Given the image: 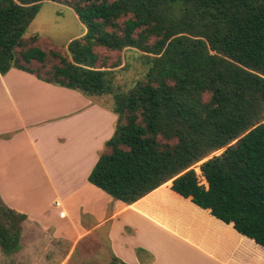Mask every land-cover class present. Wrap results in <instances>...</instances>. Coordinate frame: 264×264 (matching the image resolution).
<instances>
[{
  "label": "trees",
  "instance_id": "trees-1",
  "mask_svg": "<svg viewBox=\"0 0 264 264\" xmlns=\"http://www.w3.org/2000/svg\"><path fill=\"white\" fill-rule=\"evenodd\" d=\"M44 2H62L86 29L65 54L24 36ZM98 48L140 52L144 76L120 90ZM11 69L112 98L91 185L131 205L169 183L264 247V0H0V75ZM25 220L0 201L3 255L20 252Z\"/></svg>",
  "mask_w": 264,
  "mask_h": 264
},
{
  "label": "crops",
  "instance_id": "crops-1",
  "mask_svg": "<svg viewBox=\"0 0 264 264\" xmlns=\"http://www.w3.org/2000/svg\"><path fill=\"white\" fill-rule=\"evenodd\" d=\"M86 105L80 93L20 70L0 75V201L26 216L16 256L46 247L66 264L98 256L105 261L97 264H264V247L169 183L131 205L91 185L103 148L95 144V121L108 119L110 127L116 116L80 109ZM86 115L93 131L79 143L69 134Z\"/></svg>",
  "mask_w": 264,
  "mask_h": 264
},
{
  "label": "rangeland",
  "instance_id": "rangeland-1",
  "mask_svg": "<svg viewBox=\"0 0 264 264\" xmlns=\"http://www.w3.org/2000/svg\"><path fill=\"white\" fill-rule=\"evenodd\" d=\"M62 1V0H60ZM70 1V0H66ZM112 1V0H110ZM86 29L79 22L76 17L75 12L61 3L54 2H44L41 4L39 12L35 16L34 20L29 25L27 31L25 32V37L38 35L40 37V46L45 49H53L60 51V53L65 54L67 44L76 38L82 37L85 34ZM101 56L109 57V63H116L117 66L114 68L115 79L114 85L119 87L122 91L129 90L136 81L142 79L146 72V68L142 65L141 53L133 50L126 49L120 52H108L102 48L96 50ZM81 95V94H80ZM82 96V95H81ZM84 102L87 101L88 105L80 108L81 110H92L94 107L104 108L105 110L111 111L112 108V98L110 96L102 97H84ZM88 115L82 117L75 127L70 130V136L73 139L79 138V143H81L84 137L88 133H92L93 124L92 118ZM104 123V128L100 129L99 125ZM95 144L96 147L103 146L102 138L107 136L110 129H114V125L109 127V121L98 119L95 121ZM82 139V141H81ZM78 140V139H77ZM102 143V144H100ZM100 147L97 148L96 155L97 158L100 154ZM194 170L198 176L201 184L206 185L201 172L198 173V165L194 166ZM62 248V246H61ZM63 256H58L53 250H47L45 247L37 250L36 253L30 251L29 249L20 256H5L0 252V264H66ZM104 257L98 256L91 259H86L82 264H97L102 263Z\"/></svg>",
  "mask_w": 264,
  "mask_h": 264
},
{
  "label": "bare ground",
  "instance_id": "bare-ground-1",
  "mask_svg": "<svg viewBox=\"0 0 264 264\" xmlns=\"http://www.w3.org/2000/svg\"><path fill=\"white\" fill-rule=\"evenodd\" d=\"M198 173H200L199 170H198Z\"/></svg>",
  "mask_w": 264,
  "mask_h": 264
},
{
  "label": "water",
  "instance_id": "water-1",
  "mask_svg": "<svg viewBox=\"0 0 264 264\" xmlns=\"http://www.w3.org/2000/svg\"><path fill=\"white\" fill-rule=\"evenodd\" d=\"M200 171V170H199Z\"/></svg>",
  "mask_w": 264,
  "mask_h": 264
}]
</instances>
